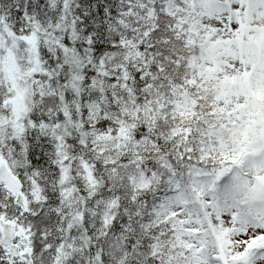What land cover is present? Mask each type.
<instances>
[{
	"label": "trees",
	"instance_id": "obj_1",
	"mask_svg": "<svg viewBox=\"0 0 264 264\" xmlns=\"http://www.w3.org/2000/svg\"><path fill=\"white\" fill-rule=\"evenodd\" d=\"M221 2L0 0V153L23 217L47 222L35 264H206L209 235L232 264L258 260L264 235L235 236L264 229V0L229 20ZM0 214L20 222L2 187Z\"/></svg>",
	"mask_w": 264,
	"mask_h": 264
},
{
	"label": "rangeland",
	"instance_id": "obj_2",
	"mask_svg": "<svg viewBox=\"0 0 264 264\" xmlns=\"http://www.w3.org/2000/svg\"><path fill=\"white\" fill-rule=\"evenodd\" d=\"M31 40L32 39H25V40L23 39L22 40L26 44L25 49H24V47H23V49H24V51H27V53H28L27 56L28 57H30L31 54L34 55V51H35L34 50L35 49V44ZM7 43H9V42L7 41ZM18 44H19L18 41L13 40L12 43H11L12 47L9 45V49L7 50V48H6L7 53L5 54L4 59H3L4 60V65H5L4 66L5 84L7 86L8 91H10L9 97H11L10 103H11V112H12V115H13V118L10 119V122H12L14 124H15V121L17 119H19L20 115L23 113V100H24V97H25V90L23 88H20L19 87L20 85L17 83L18 82V74H21L20 72H22V69L20 68L19 63L16 61V58H15L16 57L15 56L16 55L15 51H19L16 48V46L18 47ZM7 46L8 45H6V47ZM13 47H14V49H12ZM35 54H36V52H35ZM21 191L23 193H25L23 189H21ZM16 205H18V204H16ZM2 215H5V214H0V217ZM23 215H24V213L22 212L21 215L19 216L20 217V222H18L19 219L16 218V216L15 217L12 216V217H10V219L14 220L16 222V226L19 227V228L21 227L23 229V231L28 235V237H29V246L28 247L30 249H32V252H33L32 259L35 261L34 253L36 252V250H37V252L40 250L39 249L40 241L39 242L38 241L34 242V240H38V239H34V237H33L34 233L32 232V229L35 232H36V229H37L38 232L41 234L42 232L46 231V226L44 227V225L47 222H46V219L44 218V216L42 217V215H41L40 219L38 218L39 221L37 223H35L36 220L34 218L25 219L23 217ZM37 246H38V248H36ZM23 248L22 247L20 248L21 251H23L22 250ZM16 260H19V258H17V259L13 258L11 261L13 263ZM12 263H9V264H12Z\"/></svg>",
	"mask_w": 264,
	"mask_h": 264
},
{
	"label": "water",
	"instance_id": "obj_3",
	"mask_svg": "<svg viewBox=\"0 0 264 264\" xmlns=\"http://www.w3.org/2000/svg\"><path fill=\"white\" fill-rule=\"evenodd\" d=\"M0 185H3L5 190L16 195V203L21 207L22 212L28 210V199L21 191L22 183L8 167L6 161L0 155ZM17 237L20 238L22 245H29V237L22 228L16 229L14 220H6L4 216L0 217V246L7 250V259L11 261L15 257H21L25 264H33L32 249L27 247L24 252L19 251V247L15 244ZM221 256L224 260L223 250L221 248Z\"/></svg>",
	"mask_w": 264,
	"mask_h": 264
},
{
	"label": "bare ground",
	"instance_id": "obj_4",
	"mask_svg": "<svg viewBox=\"0 0 264 264\" xmlns=\"http://www.w3.org/2000/svg\"><path fill=\"white\" fill-rule=\"evenodd\" d=\"M11 171H12V173L15 175V176H17L14 172H13V169H11ZM15 201V200H14Z\"/></svg>",
	"mask_w": 264,
	"mask_h": 264
}]
</instances>
